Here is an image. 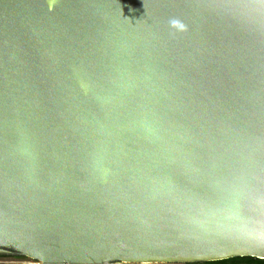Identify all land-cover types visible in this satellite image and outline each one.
I'll return each instance as SVG.
<instances>
[{
    "label": "water",
    "instance_id": "95a60500",
    "mask_svg": "<svg viewBox=\"0 0 264 264\" xmlns=\"http://www.w3.org/2000/svg\"><path fill=\"white\" fill-rule=\"evenodd\" d=\"M0 256L264 260V0H0Z\"/></svg>",
    "mask_w": 264,
    "mask_h": 264
},
{
    "label": "rangeland",
    "instance_id": "374dc122",
    "mask_svg": "<svg viewBox=\"0 0 264 264\" xmlns=\"http://www.w3.org/2000/svg\"><path fill=\"white\" fill-rule=\"evenodd\" d=\"M0 261L6 264H28L36 262L28 257H14V256H0ZM112 264H123V263H112ZM200 264V263H198Z\"/></svg>",
    "mask_w": 264,
    "mask_h": 264
},
{
    "label": "trees",
    "instance_id": "16d2710c",
    "mask_svg": "<svg viewBox=\"0 0 264 264\" xmlns=\"http://www.w3.org/2000/svg\"><path fill=\"white\" fill-rule=\"evenodd\" d=\"M221 262L224 263H247V264H264V260H259L255 258H233V259H227L222 260Z\"/></svg>",
    "mask_w": 264,
    "mask_h": 264
},
{
    "label": "built area",
    "instance_id": "2783aa9c",
    "mask_svg": "<svg viewBox=\"0 0 264 264\" xmlns=\"http://www.w3.org/2000/svg\"><path fill=\"white\" fill-rule=\"evenodd\" d=\"M0 264H6V263L0 261ZM28 264H36V262L28 263ZM200 264H247V263H224V262H221V261H214V262L200 263Z\"/></svg>",
    "mask_w": 264,
    "mask_h": 264
},
{
    "label": "clouds",
    "instance_id": "9594fccd",
    "mask_svg": "<svg viewBox=\"0 0 264 264\" xmlns=\"http://www.w3.org/2000/svg\"><path fill=\"white\" fill-rule=\"evenodd\" d=\"M173 23H175V22H173Z\"/></svg>",
    "mask_w": 264,
    "mask_h": 264
}]
</instances>
